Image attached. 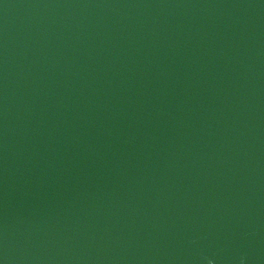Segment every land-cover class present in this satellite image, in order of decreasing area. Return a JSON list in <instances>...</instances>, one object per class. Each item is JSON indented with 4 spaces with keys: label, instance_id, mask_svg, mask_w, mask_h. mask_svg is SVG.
<instances>
[{
    "label": "water",
    "instance_id": "water-1",
    "mask_svg": "<svg viewBox=\"0 0 264 264\" xmlns=\"http://www.w3.org/2000/svg\"><path fill=\"white\" fill-rule=\"evenodd\" d=\"M0 264H264V0H0Z\"/></svg>",
    "mask_w": 264,
    "mask_h": 264
}]
</instances>
